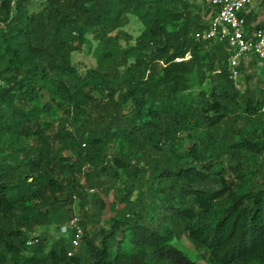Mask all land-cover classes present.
Segmentation results:
<instances>
[{
	"label": "trees",
	"instance_id": "16d2710c",
	"mask_svg": "<svg viewBox=\"0 0 264 264\" xmlns=\"http://www.w3.org/2000/svg\"><path fill=\"white\" fill-rule=\"evenodd\" d=\"M13 2L0 4V264H197L182 237L206 264H264V88L242 91L228 43L203 39L216 8L205 22L191 0ZM129 15L145 29L123 46ZM89 35L84 73L73 55ZM74 215L70 257L71 234L39 231Z\"/></svg>",
	"mask_w": 264,
	"mask_h": 264
},
{
	"label": "built area",
	"instance_id": "2783aa9c",
	"mask_svg": "<svg viewBox=\"0 0 264 264\" xmlns=\"http://www.w3.org/2000/svg\"><path fill=\"white\" fill-rule=\"evenodd\" d=\"M3 0H0V4ZM216 11L211 16L209 29L203 34V39H218L227 42L231 51L230 71L231 79L239 87L241 82L240 67L249 66L255 58L258 64L264 67V24L256 28V23L247 24V18L259 0H207ZM15 4V0L13 5ZM258 12V11H257ZM2 84V82H0ZM62 235H72V257L81 247L84 232L79 216L74 215L70 221L59 228ZM38 239H31L29 246L38 243Z\"/></svg>",
	"mask_w": 264,
	"mask_h": 264
},
{
	"label": "rangeland",
	"instance_id": "374dc122",
	"mask_svg": "<svg viewBox=\"0 0 264 264\" xmlns=\"http://www.w3.org/2000/svg\"><path fill=\"white\" fill-rule=\"evenodd\" d=\"M36 9L40 10V3L42 0H33ZM191 3L196 6L195 14H198L205 22L210 20V13L208 12V3L207 0H191ZM256 9L259 13L260 22H264V0H259L257 2ZM145 29L144 24L137 18L136 16L129 15L128 22L125 27L121 29L120 36L122 37L121 44L123 46L126 45V38L130 39V44L134 45L136 43V39L143 33ZM97 41L94 39L93 35H89L86 38V41L83 45H81L77 52L73 55V64L81 71L86 72L89 69L96 67V58L95 51L97 48ZM190 59V55L186 57V60ZM245 73L239 83V88L242 91L245 90H255V89H263L264 88V74H262L259 69L261 66L259 64L249 67L247 65ZM206 74H209V68H204ZM93 192V191H91ZM102 199L105 202V211L102 216V221H108L112 219L116 212L114 210L115 203V195L113 192L110 195L102 194ZM118 210H122L124 208L123 204H119L116 206ZM48 232V235L57 237L59 228L57 225L52 226L48 229H41L39 234H44ZM176 246L179 250H181L189 259L192 261H196L197 264H206L205 260L198 256V252L195 250L193 244L188 241L185 237L181 239L175 240Z\"/></svg>",
	"mask_w": 264,
	"mask_h": 264
}]
</instances>
